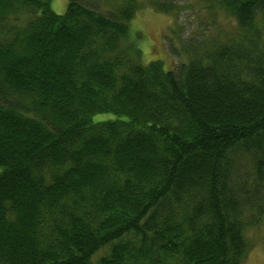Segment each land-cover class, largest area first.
I'll return each instance as SVG.
<instances>
[{
    "label": "trees",
    "instance_id": "16d2710c",
    "mask_svg": "<svg viewBox=\"0 0 264 264\" xmlns=\"http://www.w3.org/2000/svg\"><path fill=\"white\" fill-rule=\"evenodd\" d=\"M53 1L0 0V264H244L264 0H204L234 29L174 63L142 49L140 0Z\"/></svg>",
    "mask_w": 264,
    "mask_h": 264
},
{
    "label": "rangeland",
    "instance_id": "374dc122",
    "mask_svg": "<svg viewBox=\"0 0 264 264\" xmlns=\"http://www.w3.org/2000/svg\"><path fill=\"white\" fill-rule=\"evenodd\" d=\"M93 5L105 7L104 0H89ZM203 1V2H202ZM168 3L166 11L160 4ZM142 7L133 19V25L142 33L140 45L144 51L164 53L169 45H176L182 53L174 54L171 62H180L186 58L185 51L192 43L223 39L234 29L232 18L227 12L206 7L204 0H140ZM64 0H54L53 7L61 12ZM173 42V43H172ZM171 43V44H170ZM200 43V42H199ZM198 46V44H196ZM186 48V49H185ZM143 58H147V53ZM171 60V57H168ZM247 249L244 264H264V222L246 228L244 234Z\"/></svg>",
    "mask_w": 264,
    "mask_h": 264
},
{
    "label": "bare ground",
    "instance_id": "6f19581e",
    "mask_svg": "<svg viewBox=\"0 0 264 264\" xmlns=\"http://www.w3.org/2000/svg\"><path fill=\"white\" fill-rule=\"evenodd\" d=\"M61 144V143H60Z\"/></svg>",
    "mask_w": 264,
    "mask_h": 264
}]
</instances>
